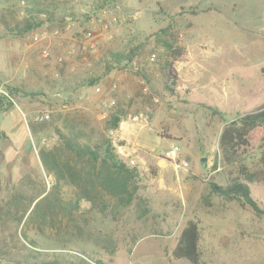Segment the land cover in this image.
<instances>
[{
    "label": "rangeland",
    "instance_id": "374dc122",
    "mask_svg": "<svg viewBox=\"0 0 264 264\" xmlns=\"http://www.w3.org/2000/svg\"><path fill=\"white\" fill-rule=\"evenodd\" d=\"M35 1L72 21L50 24L38 37L41 31L0 37V83L14 82L23 91L14 108L0 114V131L9 141L3 174L15 186L31 178L34 189L38 181L50 189L54 177L39 161V147L56 146L57 127L67 131L72 124L89 142L108 138L106 120L118 110L129 133H119L128 147L121 157L139 173L130 206L107 218L97 210L88 214L91 238L64 248L54 236L59 225L49 223L44 233L30 232L36 249L86 254L105 264H190L173 258L172 251L194 220L204 264H264V217L210 188L238 176L223 161L224 128L264 105V0H118L102 10L96 9L101 0ZM3 6L0 0V36L11 22ZM165 43L172 44L170 50ZM132 50L133 62L112 67L115 55L129 58ZM56 92L67 107L55 100ZM46 110L52 117L37 121ZM141 113L148 125L129 117ZM37 123L43 124L34 134L30 124ZM172 143L182 149L176 162L164 157ZM258 146L253 140L239 163L257 167ZM181 161L187 162L183 168ZM245 182L264 209V182ZM61 193L70 198L75 190L62 186ZM90 208L82 203L85 212Z\"/></svg>",
    "mask_w": 264,
    "mask_h": 264
},
{
    "label": "trees",
    "instance_id": "16d2710c",
    "mask_svg": "<svg viewBox=\"0 0 264 264\" xmlns=\"http://www.w3.org/2000/svg\"><path fill=\"white\" fill-rule=\"evenodd\" d=\"M21 1H31L34 6H23ZM118 0H101L96 9H105L116 5ZM7 6L5 14L11 22H5L4 35L23 37L33 31L46 30L48 25L72 21L67 16L60 17L53 9L35 0H2ZM24 15L17 20V15ZM87 19L90 16L85 15ZM13 25V26H12ZM164 47L171 49V43ZM136 50L131 56L115 55L112 67H121L124 62H133ZM95 79L87 81L93 84ZM83 86H87L84 84ZM20 86L11 82L0 83V114L15 106V99L22 94ZM43 94V93H40ZM52 117V115H51ZM122 112L116 111L106 120V130L118 129ZM45 123V122H44ZM30 124L34 134L40 132L39 124ZM60 142L49 148L39 147V161L45 171L54 177L50 189L46 183L38 181L35 188L33 180L28 178L22 185H12L9 176L3 174L6 165V146L8 136L0 131V264H105L100 259L78 255L71 252L50 253L36 249L37 242L30 239V232L44 233L49 223L59 225L55 239L64 248L70 247L74 240L91 238L92 226L88 214L97 210L104 218L120 212L134 201L135 191L132 183L139 177L138 170L123 160L112 144L110 137L97 142H89V135L77 125L67 126V131L57 127ZM253 140L259 144L258 166L249 167L237 159L238 155L253 148ZM223 161L227 167H233L238 176L228 185L210 183L211 191L227 202H235L248 207L260 218L264 209L252 196L250 186L245 182H264V105L230 122L221 135ZM240 152V153H239ZM231 174H234L233 171ZM30 177V176H29ZM62 186L75 190L70 198L63 197ZM36 190V192H30ZM89 202V210L82 209V203ZM64 224V227L61 225ZM201 233L198 223L191 220L182 230L178 244L172 251L175 259H185L190 264H204L200 245Z\"/></svg>",
    "mask_w": 264,
    "mask_h": 264
},
{
    "label": "built area",
    "instance_id": "2783aa9c",
    "mask_svg": "<svg viewBox=\"0 0 264 264\" xmlns=\"http://www.w3.org/2000/svg\"><path fill=\"white\" fill-rule=\"evenodd\" d=\"M21 4L24 5L25 1H21ZM45 34H47L46 30L41 31V32H37L35 34V36L38 37L40 35H45ZM58 34H59V30L53 31V35H58ZM90 35L91 34L88 33V34H86V37H90ZM152 59H154V57ZM142 83L145 84V81L143 80ZM96 91L100 92L101 88L97 87ZM144 91L148 92V87L147 86H144ZM53 97L55 98V100L62 101L63 107H67V104L62 100L63 99V94L61 92L54 93ZM152 99L155 102H157L159 100L156 96H153ZM108 104H109V106L114 107L116 105V101L111 98V99L108 100ZM129 117L133 121H140L141 120V121H143L145 123V125L149 124L148 117H145V115L143 113H141L139 115H135V116L130 115ZM50 118H51V112L49 110H46V111L38 114V116L36 117V120L39 121V122H45V121L49 120ZM126 123H127L126 120L122 119L119 122L118 129L109 131L110 138L112 140V144L114 145V147L116 148L117 152L120 155L128 154V147L121 143V139L119 137V133L124 129ZM148 129L152 130L151 127H149ZM181 153H182V149H181L180 145L177 144V143H172L165 150L164 157L166 159H169V160H172V161L176 162V161H178L181 158ZM186 165H187L186 161H181V163L179 164V167L183 168Z\"/></svg>",
    "mask_w": 264,
    "mask_h": 264
},
{
    "label": "crops",
    "instance_id": "0c3cea01",
    "mask_svg": "<svg viewBox=\"0 0 264 264\" xmlns=\"http://www.w3.org/2000/svg\"><path fill=\"white\" fill-rule=\"evenodd\" d=\"M127 130H128V128L126 127V125H125V127H124V130H122V132H121V134H122V136L125 138H127L128 137V134H127ZM176 260H179V259H176ZM151 264H153V263H151Z\"/></svg>",
    "mask_w": 264,
    "mask_h": 264
},
{
    "label": "water",
    "instance_id": "95a60500",
    "mask_svg": "<svg viewBox=\"0 0 264 264\" xmlns=\"http://www.w3.org/2000/svg\"><path fill=\"white\" fill-rule=\"evenodd\" d=\"M202 164H204V160H202Z\"/></svg>",
    "mask_w": 264,
    "mask_h": 264
}]
</instances>
